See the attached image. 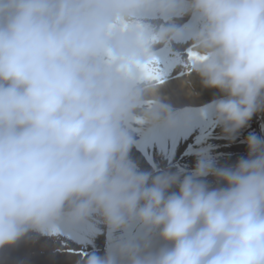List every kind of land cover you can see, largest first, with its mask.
<instances>
[{
    "label": "clouds",
    "instance_id": "9594fccd",
    "mask_svg": "<svg viewBox=\"0 0 264 264\" xmlns=\"http://www.w3.org/2000/svg\"><path fill=\"white\" fill-rule=\"evenodd\" d=\"M185 41L181 63L225 94L206 111L235 133L264 109V0H0V248L102 221L109 244L83 264H264V138L188 174L130 158L133 121L176 126L157 46Z\"/></svg>",
    "mask_w": 264,
    "mask_h": 264
},
{
    "label": "rangeland",
    "instance_id": "374dc122",
    "mask_svg": "<svg viewBox=\"0 0 264 264\" xmlns=\"http://www.w3.org/2000/svg\"><path fill=\"white\" fill-rule=\"evenodd\" d=\"M179 18L180 23L178 24L180 25H184L187 20H191L187 15ZM155 22L163 23L165 21L156 20ZM157 48L159 50L158 55L162 54L164 56V52H167L166 48L163 46L158 45ZM183 49L185 50V48ZM178 52L183 55H177ZM182 52L186 53V55ZM176 53V55L175 53L171 54L175 55L177 58L171 56L166 59L165 69H161L162 73L165 74L163 79H166V81L177 79L176 76L178 77L179 74L180 76H187V74L190 75V73L195 72H190L191 70L188 66L186 67V63L176 62L178 58L186 62L188 59V51L180 49V51ZM182 57L185 58V60H182ZM171 58L175 61L173 62ZM176 69H178V72ZM164 71L167 73H164ZM200 84L203 91L207 92L208 97L206 98L212 96L216 98L207 100L208 102L205 101V103H202L194 110L190 109L188 106H182L178 109L176 107H170L176 114L175 127L169 128L163 121H156L155 124L153 122V125L149 127L146 126L147 129L137 138L136 135L139 133L138 125L136 126L135 121L131 123L130 131L134 137V145L129 155L140 170L156 174L157 171L169 170L175 172L178 169H183L184 173L188 174L195 168L198 159H207V156H209V159L212 160L217 167L231 166L234 165L239 158L247 157L248 146L246 139L249 135L254 134L260 138H264V109L255 112L244 127L229 135L224 131V125L217 121L215 114L211 111H206L212 101L224 97L225 94L217 88L206 87L202 82ZM137 114H139V112H137ZM202 125L209 126V129L205 128V130H202ZM176 127L179 128L180 131L174 130ZM215 146L218 147V153L213 152V147ZM201 179L205 180L211 187L223 186L225 183L223 181H217V178L211 174ZM177 190L175 186L171 189V191ZM98 227L101 231L94 238L88 236L86 228L75 229L59 236L40 235L30 232L28 235L21 238V242H19V240L13 245H6L0 248V264H38L39 261L37 257L39 256L32 254H38L39 251L43 252L45 251L44 248L47 250H55L57 253L61 254H75L76 256L73 264H83L80 262L86 259L87 254L97 252V254L103 255L109 244L111 237L107 226L101 221ZM139 232V226H133L127 232H118L115 235L126 237L128 235L139 234ZM47 242L49 246H46ZM162 243H164L162 240L158 237H154L155 246L158 247Z\"/></svg>",
    "mask_w": 264,
    "mask_h": 264
},
{
    "label": "bare ground",
    "instance_id": "6f19581e",
    "mask_svg": "<svg viewBox=\"0 0 264 264\" xmlns=\"http://www.w3.org/2000/svg\"><path fill=\"white\" fill-rule=\"evenodd\" d=\"M174 22L177 24L180 23V18L179 17L175 18ZM191 23H192L191 20H189V21L187 20V22L184 25L187 26ZM178 25H180V24H178ZM171 47H172L171 52H169V50L166 49L167 52H164V56L162 54L157 56V59H158V62L160 64L161 69H165V64H166L165 60L170 58L171 56L172 57L175 56L177 54L176 52L180 51V49L183 51L186 50L189 52L191 50V41L174 43ZM183 48H185V50ZM171 53H175V55H173ZM182 53H184V52H182ZM179 54L180 53L178 52L177 55H179ZM184 54L186 55V53H184ZM180 55H183V54H180ZM183 57H182V60L183 59L185 60V58H183ZM175 58H177V57L175 56ZM172 60H170V61H172ZM174 61L175 60H173V62ZM176 62L181 63V60H179V58H178V60ZM174 66H176V65H174ZM166 67H168V66H166ZM178 67H179V65H178ZM186 67H187V65H186ZM178 69H176L177 72H178ZM190 72H192V71H190ZM164 73H167V72L164 71ZM164 75L165 74H163V76ZM179 76H180V74L178 75V77L176 76L177 79H175L173 81H166V79H165L164 82L160 85V87L158 89V95H159V99L162 103H164L170 107H176L177 109L181 108L182 106H188V107H190V109L194 110L196 107L200 106L202 103H205V101L216 98L214 96L206 98V97H208L207 92L203 91L201 84H200L202 82V78L196 72L190 73V75L187 74V76H185V75H181L180 77ZM166 77H169V76H166ZM171 77H172V75H171ZM204 98H206V99H204ZM182 117H183V115H182ZM182 117H180V118H182ZM152 123L153 122H147V123L135 122L136 126L138 125V130H139V133L136 135L137 138L140 136V134L144 130L147 129L146 126L149 127L150 125H153ZM155 123H156V121L154 122V124ZM205 128L209 129V126H206V125L203 126L202 125L201 129L205 130ZM174 130L180 131V129L177 127ZM176 133H178V132H176ZM198 135H199V133H198ZM216 145H217V143H216ZM213 152L218 153V147L217 146L213 147ZM207 157H208L207 159H209V156H207ZM19 242H21V239ZM46 244H45L46 246H49L48 242ZM44 249H45V251H43V252L39 251L38 254L37 253L32 254V255H38L39 256V257H37V259L39 261L38 264H73V262L75 260V256H76L75 254H71V253L61 254V253H57V251H55V250H47L46 248H44ZM80 263H83V262H80Z\"/></svg>",
    "mask_w": 264,
    "mask_h": 264
}]
</instances>
